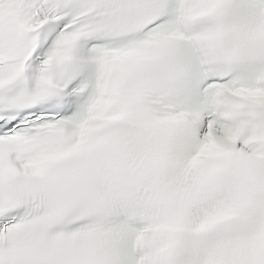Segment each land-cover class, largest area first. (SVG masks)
<instances>
[{"label":"snow or ice","instance_id":"snow-or-ice-1","mask_svg":"<svg viewBox=\"0 0 264 264\" xmlns=\"http://www.w3.org/2000/svg\"><path fill=\"white\" fill-rule=\"evenodd\" d=\"M0 264H264V0H0Z\"/></svg>","mask_w":264,"mask_h":264}]
</instances>
